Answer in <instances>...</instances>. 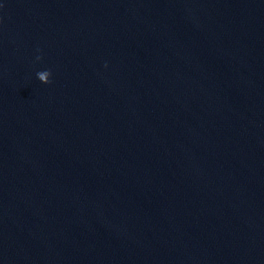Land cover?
Returning <instances> with one entry per match:
<instances>
[{"label": "water", "instance_id": "1", "mask_svg": "<svg viewBox=\"0 0 264 264\" xmlns=\"http://www.w3.org/2000/svg\"><path fill=\"white\" fill-rule=\"evenodd\" d=\"M0 264H264V0H0Z\"/></svg>", "mask_w": 264, "mask_h": 264}, {"label": "clouds", "instance_id": "2", "mask_svg": "<svg viewBox=\"0 0 264 264\" xmlns=\"http://www.w3.org/2000/svg\"><path fill=\"white\" fill-rule=\"evenodd\" d=\"M40 59L41 58L38 56L37 60H40ZM106 67H107V65H106ZM51 77H52L51 71L45 72V73H42L39 75V79H40L41 83L44 85H48L51 83Z\"/></svg>", "mask_w": 264, "mask_h": 264}]
</instances>
